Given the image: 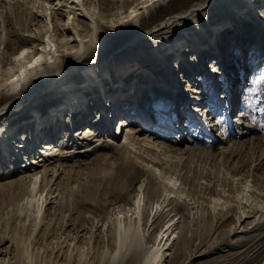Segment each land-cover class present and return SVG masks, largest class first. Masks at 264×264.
<instances>
[{"label": "rangeland", "instance_id": "obj_1", "mask_svg": "<svg viewBox=\"0 0 264 264\" xmlns=\"http://www.w3.org/2000/svg\"><path fill=\"white\" fill-rule=\"evenodd\" d=\"M45 1L37 0L35 4L34 0H0V88L3 87L6 92L9 84L5 81L17 66L4 64L2 59H14L10 49L7 50V32L19 21L29 27V31H21L24 37L38 39L28 45L30 48L27 51L37 49L43 55L42 58L48 56L51 60L48 54L55 52L58 45H63L68 40L74 44L72 33L65 30L62 36L56 35L58 28L63 29L65 23L75 19L89 22L79 14L80 9L90 14L95 12L94 20L105 23L117 11L125 12L128 8L131 9L130 6L143 2L144 4L139 5L143 8L138 12H143L142 16L152 26L165 17L164 13L185 9L199 0H115L124 8H113V11L102 15L99 14V8L104 0H94L97 9L89 4L82 6L84 9L77 6L76 14H71L70 17L69 9L65 8L63 11L58 0L54 2L52 10V5ZM71 1L73 0H69ZM75 1L84 3L82 0ZM259 2L264 4V0ZM222 5L218 9H205L186 21L151 32L145 36L144 42L125 46L102 60H98L100 52H96L91 59L99 64L95 72H99L101 77L98 81L103 85L100 88L94 82L89 84L98 88L95 96L90 94L86 97V93H83V88L88 87L87 74L74 72L65 83L49 86L40 90L37 96L17 103L8 114L14 113L12 117L0 119L1 136L13 132L11 134L15 140L12 141L11 148L27 152L26 157L24 154L21 156L22 153L17 155L18 164L14 170H20V166L26 164L29 166L28 163L35 157L38 159L39 155H46L39 152L44 149L43 142H47L52 133L56 132L55 139L59 141L68 133L74 140L65 145L63 154L66 159L62 160L61 166L55 165L57 157L51 159L46 155L48 161L39 164L34 162L29 167L31 170L28 174L31 175L36 169L40 179L49 168L46 177L51 182L43 195L52 187L54 203L47 215L43 213L44 205L41 208V198L38 200L39 183L36 188L38 190L33 193L37 196L36 200L33 199L30 205L31 197L24 196L15 207H9L0 197V246H8V257H14L11 264H94L96 260L93 259H97L99 254L102 262L99 261L98 264H123L119 259H111L110 250L107 256L103 255L100 250L102 246L98 249L94 238H85L79 243L84 244V248H81L85 251L84 255L88 252L87 256L81 257L78 254L82 252L81 248L76 251L78 249L72 248L73 245L69 251L64 248V252L67 250L68 254L65 252L67 255L63 256V253L58 258L54 253L51 254V250L56 246L57 239L60 242L65 235L73 234V225L63 226L62 216L66 215V221L69 218L74 224L79 221V211L83 218L95 215L94 220L97 219L96 215H105L104 220L111 223L113 235L116 236L119 230L118 217L123 214L120 212L123 208L119 207L123 203L121 200L127 201L135 197L134 192L140 186V209L130 208V205L126 208H129V215L134 213L130 220L133 236L137 237L134 243L139 241L137 244L144 249L142 255H147L157 247L154 245L156 232L143 228L138 219L149 211L151 223L152 217L155 214L158 216L167 204L163 199L170 197L174 205L178 206L177 211L170 212L169 216L159 220V230L166 227L171 218L174 221L169 225L184 224L187 227L189 234L194 237L193 244H197V247L192 245L191 253L195 255L191 257L189 264H259L264 259V246L259 259L248 257L252 249L264 241V227L253 230L254 226L264 222V60L261 59L264 47L261 50L256 44L259 43L258 33L255 31L257 27L241 17L251 16L247 0H229ZM43 7L49 8L48 12ZM260 10L264 12V5ZM32 11L37 16L34 23H31L34 20L30 14ZM62 12L65 16L55 17L56 13ZM107 40L106 36L94 40L87 49L89 48V52L92 48L101 49ZM218 44L219 47L215 48ZM75 58L77 57L73 60ZM16 60L15 58V62ZM157 60L162 64L161 72L154 66L159 65ZM51 61V66L43 67L44 71H52L54 60ZM183 64L187 68L178 67ZM239 79L242 81L238 82ZM159 85L165 90L164 94L158 93ZM67 87H72L69 89L71 95L65 94ZM147 88L149 92L146 91ZM139 91H142V99H137ZM48 92L55 96L51 99L52 102L42 97ZM154 95L162 99L164 105L157 108L152 102ZM45 100L49 102L46 103ZM127 102L131 105H125ZM94 104L95 111L90 110L88 113ZM122 104L128 113L131 109L138 108V116L129 115V120L136 125L144 124L143 135L148 134L153 138L141 142L143 145L147 144L143 149L137 147L140 144L124 139L125 134H114L117 128H113V121L110 124L109 118H106L109 116V105L114 108L112 114H125L120 107ZM23 109L28 110L25 116H21ZM103 109L104 115L101 111ZM15 110L17 111L13 112ZM98 111L102 114L103 125L94 124ZM214 122L220 126H212ZM89 128L98 133V136L88 143L83 135ZM26 133L34 139L31 145H26L29 140ZM51 141L55 143L54 139ZM102 141L105 143L101 146L99 143ZM108 141L116 144L130 143L128 145H132L131 150L128 153L117 151ZM3 144L0 137V164L8 167L7 146ZM167 144H172L179 150L163 153L162 146L168 147ZM25 174L27 173L13 174L0 180V184ZM97 185L101 187V199L109 197L107 207L101 211L92 207L77 208L73 198L84 188L93 190ZM148 187L158 189L161 201L156 203L154 197L146 201ZM69 209L73 211L69 213ZM248 211L255 213L251 217L243 216ZM134 217L137 219L135 224ZM37 223L39 225L34 231ZM179 231L177 228L170 242L179 241ZM49 232L54 238L48 236ZM60 233L64 236L57 238ZM86 235L88 238L89 233ZM114 236L109 239V243ZM148 237L153 242L147 240ZM86 241H91L89 247L85 246L88 244ZM206 249L211 250L201 255ZM162 251L168 254L165 264H170L169 254L175 251V247L169 243L163 246ZM144 255L143 259L146 257ZM79 257L81 261L78 260ZM142 258L140 261H143Z\"/></svg>", "mask_w": 264, "mask_h": 264}, {"label": "bare ground", "instance_id": "obj_2", "mask_svg": "<svg viewBox=\"0 0 264 264\" xmlns=\"http://www.w3.org/2000/svg\"><path fill=\"white\" fill-rule=\"evenodd\" d=\"M55 1H57V0H46L45 1L47 4L52 5V8L50 10L54 9V2ZM58 1L60 2V3H58V5L61 6V9H63V11H65L64 10L65 8L69 9V11H68L69 17L71 14H74V15L76 14L75 12L77 11V8H76L77 6L80 8L82 6H84L85 4H89L90 6H93V7L96 6V5H94V0H82V2H84V3L77 2L75 0H73L71 2H69V0H58ZM128 1H131V0H128ZM228 1L229 0H199L196 3L189 5L185 9L176 10V11H169V12L164 13L165 17L162 20H160L159 23H156L152 26L148 25V20L144 19V16H142V14H144V13L138 12L143 8V7H139V5L144 4L143 2L139 3L135 6H130L131 9L128 8V10H126L125 12L117 11L115 14L110 15L106 19L107 21H105V23H103L102 21H99V20L98 21L94 20L95 12H94V14H90L89 12H85L82 9H80L79 14L82 16V18L88 19L89 22H86L83 19H75L73 22L69 21L67 24L65 23L63 29H61L59 27L57 30V28H56V30H57L56 35H59V36H62L61 35L62 33L65 34V30L70 31L72 33L74 44H71L70 40H68L66 42L63 41L64 44L58 45L55 52L51 51L48 54L49 56H51V60L52 59L54 60V64L52 66L53 69L50 72L43 70L44 66H49L50 63L52 62L48 56L42 58L43 55L39 54V51L37 49L34 51H27V48H30V47H28V45L31 44L32 42H36L38 39L37 38L33 39V38L24 37L22 35L23 32H21V31H29V27L22 25L24 23H21L20 21L17 22L18 24L15 23V25H13L11 27V29L7 32L8 33V40L6 41L7 50L10 49V51L12 52V54L14 56V59H8V60L4 61L3 59H6V58L3 57L2 63L13 64L15 67L17 66L16 67L17 69H15L14 72L9 77V79H7V81H5L9 84L8 91L6 92V90L3 89V87L0 88V119L3 120L4 118L12 117L14 113H12L11 115H8V114L10 111H12L14 109L12 107H14L17 103H19L22 100H25L26 98L37 96L36 94H39L40 90L45 89L49 86L57 85L60 83H65L66 81H68L69 77L74 72H81L83 74H87L86 79H87L88 87L83 88V93L84 94L86 93V97L89 96L90 94L95 96L97 94V91H98V88L95 85H100V88L103 85L100 81H98L101 77L98 75L99 72L98 73L95 72V68H97V65H99V64H96V61L91 59V57L96 52H100L99 56H98V60H102V59L106 58L107 56H111V55L119 52L120 49L125 47V46L133 45V44L138 43V42H144L145 36L147 34L149 35L151 32L159 31L161 29L167 28V27H169V26H171L177 22L180 23L182 21H186L187 19L190 18V16H192V15L194 16L195 14H199L200 12H202L205 9H208V8L218 9L219 7L223 6L222 4L228 3ZM259 1L260 0H247L248 7L251 10V16H249V15L242 16L241 15V17H242V19L249 20L250 22L253 23L254 26L257 27V29L255 31L258 33L257 35L259 37L258 38L259 43H256V44L258 45V48L263 50V47H264V45H263V43H264V41H263V39H264V12L261 11L260 8L264 4L262 5ZM34 2L36 4L37 0H34ZM43 8L48 12L49 8H45V7H43ZM95 8L97 9V6ZM113 8H119L120 9V8H124V7L122 6V4H119V2H115V0H113L112 2H110V0H104L103 4L101 5V8H99L100 9L99 14L102 15V14H104V12L113 11L112 10ZM30 14H31L32 18L34 19L33 22H31V23H34L37 16L33 11ZM64 14H65L64 12L56 13L55 17L57 18L59 15H64ZM157 20L158 19H155V21H157ZM58 26H61V25H58ZM231 31H232V29H231ZM104 36H106L108 39L106 41V44L104 46H102L101 49L99 47H96V48H92L89 52V48L87 49V47L90 45V43L93 42L94 40L101 39ZM121 37H123V38H121ZM217 47H219V44L215 48H217ZM9 54H11V53L9 52ZM74 57H77V58H75V60H73ZM15 58L17 59L16 62H15ZM261 59L264 60V56ZM157 62L159 65L158 66L154 65V66L156 69L158 68V70L161 72L160 69L162 67V64L159 60H157ZM178 67L184 68V69L187 68L184 64L179 65ZM96 76H97V78L95 79ZM239 81L241 82L242 79H239L238 82ZM91 82H94L95 85L94 84L89 85ZM96 82H99V83L97 84ZM89 86H90V88H89ZM71 88L72 87H67L65 94L71 95L72 92H71V90H69ZM146 91L149 92V89L147 88ZM157 91H158V93H163V91H165V90L162 89V86L159 85V89ZM49 92H48V94H45L42 97L48 98L50 100V102H52L53 100H51V99H54L55 96ZM177 98H179V95ZM49 100H45L44 102L47 103V102H49ZM152 102L157 108L159 106L164 105L162 99H159L156 95L153 96ZM95 104L92 105V107H91L92 109L90 108L88 113L90 112V110H91V112L95 111ZM98 104H99V106H101L100 102H98ZM125 105L130 106L131 104H129L127 102ZM107 109H108L109 114H112L114 112V110L112 108H110L109 106L107 107ZM16 111L17 110H15L13 112H16ZM101 111L104 115V113H105L104 109ZM26 112H28V110H24V112L21 114V116H25ZM74 112L76 113L77 110H75ZM36 113L39 114L38 112H36ZM98 113L100 114V117H99ZM96 115H98V116L95 117L94 124H97V125L102 124L103 125V121H101V119H102L101 112L98 111ZM107 117L109 118V116H106V118ZM115 118L118 119V116L117 117L115 116ZM239 120L240 119H237V121H239ZM125 121H124V118H120L119 119L120 126H123L125 124ZM128 121L130 122V124H128V127H133L132 128L133 133L132 134L125 133L124 139L129 140V142H134L135 144H140L137 147H139V149H143V147H145L147 144L143 145L144 143L141 144V142H143V140L148 141L151 139L150 135H148V134L143 135L144 133H142L143 130L145 129V125L144 124H140V125L133 124L131 122V120H129V119H128ZM109 123H111L110 120H109ZM216 125L218 127L220 126V124L217 122L212 123V126H216ZM218 127L216 129H219ZM127 130H129V129L127 128ZM11 133H13V132H10L6 136H3V137L0 134V137L2 138V140L4 142L3 145H5V147L7 146V151H8V160L7 161L9 162L8 167H6V165H4V164H0V180L6 179V178H8V176H11L13 174H18V173H27V174L22 175L17 179L10 180V181L5 182V183H1L0 184V197H2V201L5 204H7L9 207L18 206V203H20V201L22 200V198L24 196L31 197V198H29V204H28V205H30L32 203L33 199L36 200L37 196H35V194L33 195V193L36 190H38L36 188H37V184L39 183L40 185H38V186H40V191H39L40 193H39L38 200L41 198V208L44 205V212L43 213H45L47 215V213L51 209V205L54 203V200H53L54 198L52 197V194L54 192H52V187H49L47 193L45 195H43L46 187L48 185H50V182H51V179H49V181H48L47 177H46V173L48 174L49 168L48 169L46 168L47 170L44 172V176H41V179H40L39 175H38L39 171H37L36 169H34V171H33L34 173H32L31 175L28 174V171L31 170L29 167L34 162L39 164V162L48 161V159L46 158L47 156L48 157L50 156L51 159H54V157H57L56 158L57 163L55 165L59 164V166H61L62 160L66 159V156L63 154L64 153L63 149L65 148V145L69 144V142L74 141L73 136L70 133H68L65 136V138H63V140L61 141V143L59 145H57V143H53V141L43 142L45 146H42V148H44V149H41L39 153L40 154L44 153L47 156L46 155H39L38 159H36L37 157H35L33 161H30V163H28L29 166L26 164V166H20V168H21L20 170H18V169L14 170L15 165L18 164L17 159L19 156H17V155H19V153H22L21 156H23V154H24V156L26 157L27 152H23L21 150L11 148L12 147L11 144L13 143L12 141L15 140V138L13 137V135ZM26 134L29 136V140H27L26 139L27 137H25L23 135L24 139H26L28 141V142H26V145H28V144L31 145L33 143L34 139L28 133H26ZM52 134H53L52 135L53 138L56 137V135H57L56 132H54ZM114 134H118L116 130L114 131ZM140 135H143V137L141 138ZM97 136H98V133L94 132L93 129H91V128L87 129V133L85 135H83L85 141L87 140L88 143L92 142V140H94ZM111 142L108 141V143H110L114 147V149L117 151H124V152L128 153L131 150L130 146H132V145H128L130 143L116 144L114 142H112V143ZM103 143H105V142L102 141L101 143H99V145L102 146ZM51 145H53V147L51 149H49L51 147ZM171 145L167 144L168 147L162 146L161 151H163V153H166L169 151L174 152L176 150L177 151L179 150V148L177 149L176 147L171 146ZM54 147H56V148L53 150ZM180 150H182V149H180ZM179 152H181V151H179ZM141 157L142 158L144 157L145 159H147V157H145V156H141ZM154 163L158 165L157 161H155ZM55 173H56V170L53 171L52 177L54 176ZM45 182H46V184H45ZM100 188L101 187L99 185H97L93 190H88V189L84 188L83 191H81V193H79V195H77L76 198H73V203H75L77 205V208L79 206H84L86 208L92 207L96 210L101 211L102 209L107 207L110 200H109L108 196L101 199L102 195L100 193ZM134 195H135V197H131L127 201L121 200V202H123V203L120 205L118 204L119 207L123 208L122 210L120 209L121 210L120 212L123 214L121 217L117 216L119 218V222H118L119 226L117 225L119 230L117 229L118 233L116 236L113 235V229H112L111 223H107L104 220L103 216H105V215H103V216H101V214L96 215L97 219L94 220L95 215L93 217L91 216L92 217L91 218L90 215L88 214L89 216H86L85 218H83L82 212L79 211V213H80V215H78L79 221L78 222L75 221L74 224H72V222L69 218L66 221V215L62 216V218H63L62 225L65 227H69L70 225H73V229H72L73 234H71L70 236L65 235V237H63V239L60 242L57 239V244L54 243V244H56V246L54 247V248H56V250L53 248V250H51L52 252L50 251L51 254L54 253L55 254L54 256L57 258L59 256H62L63 253H64L63 256H65L68 254L67 250L69 251L71 249V245H73L72 248L78 249L76 251H80L79 249L81 247L84 248L83 247L84 244L80 245L82 243L83 239L86 238V239L91 240L94 238V241L97 242L96 245L98 244V249H100L99 246H102L100 250H102L103 255L107 256L108 252L110 250L111 259L117 260V261L121 260V261H123V264H165L166 260L168 258V256H167L168 254L163 252L162 248H163V246H167V245H169V243H171L172 246L175 247V251L173 253L169 254L170 264H177V263L189 264L192 261L191 257L195 255V254L191 253L192 245L194 247H197L196 246L197 244H193L194 243V237L191 234H189V230L187 229V227L184 224H181L179 226H176L177 224L169 225L170 223H172L174 221V218H171L169 220V222L166 224V227L163 226L159 230V224H158L159 220L163 217L169 216L168 213L177 211L178 206L174 205V202H172V199H169L170 197L169 198L163 197L164 198L163 201L164 202L167 201V204L164 205V208L162 209V211L159 212L158 216L155 214L152 217L151 223H150L151 213L149 211L148 212L146 211V213L143 214V217L138 219V223H141L143 228H148V229L150 228L151 232H154V233L156 232V235H155L156 237L154 236L155 237L154 245H156L157 247L155 249L153 248V250L150 251L149 253H147V255L145 254L146 257H144V259L142 258L144 255V254L142 255V253H144L143 252L144 249H142L143 247L141 248L137 244L139 241L135 242L136 244L134 243V239H136L137 237L133 236L134 234H133V230H132V226H131L132 223L130 221V220H132V215L134 213L132 215H129V213H130L129 208L128 209L126 208L128 205H130V208L132 206V208L134 207V208H138V210L140 209L141 195H142L141 186L135 190ZM145 196L147 198L146 199L147 202L149 201V199H152L153 197L156 199L155 200L156 203L161 201V197L158 193L157 188L148 187ZM114 206H115V204H114ZM172 207H174V208L172 209ZM41 208H39L38 210L40 211ZM165 208H166V211H165ZM117 210H119V208ZM68 211L70 213V211H73V210L69 209ZM253 213H255V212L254 211H248V212L244 213L243 216L251 217ZM106 214H108V213H106ZM119 215H121V214H119ZM155 216H156V218H155ZM241 218H242V216L239 217V220ZM42 220L40 222H42ZM136 220H137L136 217H134V224L137 222ZM89 223H90V225L88 226ZM149 223H150V225H149ZM257 223H259V222H257ZM38 225L39 224L37 223L36 227L34 226V228H35L34 231L36 230ZM141 225H139V226L141 227ZM148 225H149V227H148ZM175 226H176V228H175ZM257 227H264V222L262 225L254 226L253 230L256 229ZM177 228H179V230H180L179 232L181 233L179 241L178 242H175V241L170 242L171 236L176 233ZM39 229H41V228L39 227ZM232 229L236 233L234 228H232ZM242 232H244V229H242ZM87 233H89L88 238L86 235ZM49 234H50V232H49ZM51 234L48 236L51 237L52 236ZM62 235H63V233H60V236L58 235L57 238H62ZM113 236H114V239L112 241H110V243H109V239ZM165 237H166V239H165ZM52 240L50 242H52ZM147 240L152 241L151 237L150 238L148 237ZM4 241L5 240L2 241V244ZM72 242H73V244H72ZM89 242H91V241H89ZM89 242L86 241V243H88L85 245L86 247L89 245ZM162 243H163V245L161 246ZM160 246H161V248H160ZM263 246H264V241H262L254 249H252V251L248 255V257L253 259V260L259 259L260 254L263 252ZM170 247H168V248H170ZM7 248H8V246L3 247V248H1V246H0V256L6 257L4 259L0 258V264H11L10 261H12L11 259L14 258L11 256L8 257L10 252H9V254H7L8 253V252H6ZM64 248L67 249V250H65V252L67 254H65V252L63 250ZM82 248H81L82 252L78 253L81 255V257L84 255V252H85L84 250H82ZM85 250H88V248ZM210 250L211 249H208V250L206 249L205 251H202L200 254L201 255L205 254L206 251L208 252ZM72 252L73 251H71V253ZM89 252L91 253L90 250H89ZM145 252H148V251H145ZM197 252H199V250H197ZM75 253H77V252H75ZM87 253H85L84 256H87L88 255ZM69 255L72 256L70 254V252H69ZM99 256H100V254L98 255L97 259H96V257H94L93 260H96L94 264L99 263V261H100ZM100 257H102V256H100ZM98 258H99V260H98ZM141 258L143 259V261H140ZM188 258H190V260L187 261ZM6 259H7V262H6ZM70 259H68V260H70ZM103 259H104V257H103ZM78 260L81 261L80 257ZM110 261H112V260H110ZM261 261H263L261 264H264V259H262ZM100 262H102V261H100ZM260 262H259V264H260Z\"/></svg>", "mask_w": 264, "mask_h": 264}]
</instances>
